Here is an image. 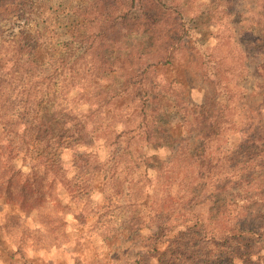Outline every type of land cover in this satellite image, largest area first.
<instances>
[{"label":"rangeland","instance_id":"rangeland-1","mask_svg":"<svg viewBox=\"0 0 264 264\" xmlns=\"http://www.w3.org/2000/svg\"><path fill=\"white\" fill-rule=\"evenodd\" d=\"M155 1L0 0V264H240L230 258H264L259 243L232 233L231 220L239 211L234 202L245 193L242 183L234 187L233 180L226 185L220 179L189 185L188 174L200 158L194 114L207 87L190 76L182 51L175 52L172 65L151 67L156 32L175 25L173 20L176 27L199 31L197 42L213 53L212 73L221 82L228 125L211 142L207 160L218 169L243 162L244 178L262 179L264 55L246 51L242 65L235 47V42L243 45L250 28L263 25L262 11L257 0H220L228 3L224 14L209 0H159L157 17L150 8ZM25 46L46 50L45 62L32 61ZM128 80L136 84L128 86ZM132 90L151 95L155 148L145 150L150 167L141 163L134 175L75 172L73 152L57 145L67 143L77 125L84 127L83 113L97 109L87 99ZM83 93L91 96H77ZM118 101L85 120L96 144L111 121L104 111L124 113ZM16 109L43 113L45 133L32 142L13 136L15 145L31 143L13 165L3 148ZM46 143L62 151L64 169L45 176L29 173L39 157L52 158ZM105 156L101 150L100 158ZM259 156L260 167L251 169L247 161ZM168 162L169 173L158 172ZM190 190L192 208L208 202L209 207L184 208Z\"/></svg>","mask_w":264,"mask_h":264},{"label":"trees","instance_id":"trees-1","mask_svg":"<svg viewBox=\"0 0 264 264\" xmlns=\"http://www.w3.org/2000/svg\"><path fill=\"white\" fill-rule=\"evenodd\" d=\"M257 2L259 10L262 11L261 17L264 18V0H257ZM158 3L159 0H156L155 2H152L150 7L157 17L160 13ZM210 4H213L215 7L214 10H219L223 14L227 10L228 3L220 2V0H209V5ZM172 23L175 25L177 24L175 20H173ZM175 25L167 27L168 30H166V28L162 32L155 33L154 54L151 57V67L158 70L172 65L175 52L182 51L190 62V72L188 71L190 76L195 79L197 78L202 85L207 87V90L203 89L206 92L203 95L202 106L194 114L195 121L200 130V147H196L195 151L198 152L200 150V158L197 161L199 163L192 167V174H188L192 178L189 185L191 186V184H195V182L200 183L201 181H206L208 183V181L220 179L227 181L226 185L232 183L231 181L233 180L234 184L231 185H234V187L237 186L239 182L242 183L245 193L244 195L238 196L234 202L235 206L239 205L238 209L240 213H238V211L234 216V219L231 220L232 233H234L233 236L235 237L244 236L247 239L250 237V239L260 244V249H263L264 177L260 180L248 181L242 175L247 172L245 168L243 169L241 167L243 162H238L236 164L230 162H228V164L226 162V169H218L216 165H212V162L207 160V150L212 147L210 146L211 142L218 140L220 135L227 129L226 126H228L226 124V119L223 116L225 109L222 105V99L225 100V98L224 95H220L222 90H219L217 87V85H221V82L217 79L216 74L212 73V69L216 65L213 63V53L196 40V37L200 34L199 31L197 32L196 29L191 27L184 29V27H176ZM254 26L255 27L250 28L245 34L244 41H241L243 44L242 46L235 42V47L238 53H240L239 55L242 65L247 55L246 51L253 50L257 54L264 55V19L262 26ZM25 47L27 48L28 53L32 55V61L37 60L40 63L45 62V57L47 56L46 50H43L42 48L38 50L37 47ZM29 65L36 67L35 63H30ZM12 71L18 70L15 68ZM53 74L54 72L52 73V76ZM57 76L58 74L53 78H56ZM125 84L133 87L136 83H132V80H128ZM261 89L264 90L263 87H261ZM77 96H80L82 99H87L91 95L87 96L86 93H83ZM150 99V94L141 95L133 90L130 93L120 95L103 94L102 96H94L93 100L87 99L88 101L96 102L98 106L96 110L89 112L88 115L83 113L85 120L89 119L91 121L92 118L102 112V106L114 105L111 103H114L116 100H119L120 107L125 106L126 109L123 110L124 113L120 114H115V111L108 109L104 111V114L106 115L105 118L107 119V117H111V121L107 122L104 134L99 138L97 144L95 143V139L87 132V123L84 120V127L79 126L80 129H78L77 125L72 137L67 139L69 140L67 143L63 142L62 145H57L62 147V151L66 149L73 152L71 155V168L80 174L88 172L99 174L102 171L115 172L121 170L133 175L136 170H138L141 163L146 169H148L150 165L148 164L149 159L146 158L147 155L145 150L148 147L151 150L155 148L153 146L154 111L148 106ZM152 100L154 101L155 98L152 97ZM100 103H104L105 105H100ZM41 115V117L38 116V112L36 111L25 112V110L21 111V109L14 110L12 118H15H13L12 125H9L8 137L4 139L5 146L3 149L5 152L3 153V156H5L6 161H10L14 165L16 159L15 156L20 155L21 152H23V155H26L29 148H31V137L45 133L44 126L42 125V121L45 119L43 113H41ZM24 118L26 120H24ZM134 118L139 120L138 124L134 127H129V122L134 121ZM150 119L152 120L150 121ZM34 120H36L37 126H35ZM66 126L68 127V124L65 123V129H67ZM117 126H120L121 129L119 130ZM4 128H6V126L3 124V131H6ZM13 136H18L21 139L27 137L30 141L20 142L18 145H15L14 140L12 139ZM65 139L61 138V140ZM75 147L77 149L74 151ZM78 150H81V152ZM101 150L106 153L104 159L100 158ZM179 150L180 149H178V151ZM45 151L48 152L47 156H51L52 158L39 157L41 159L31 163V166L28 169L29 173H40L45 176L48 173H54L64 169L61 160L62 151H59V149L57 150V148H54L47 143ZM55 156L56 158L54 159ZM261 159L262 157L259 156L250 159L246 164L253 165V168L251 169H254L257 164L260 167L259 162H261ZM169 163L170 162L163 163L158 172L169 173L171 169L168 168ZM237 167H240L238 169L239 171H236ZM193 196V192H191L190 197L186 198V205L184 208H192ZM209 205V202L202 205L195 204L192 209H195L196 207L205 208L209 207ZM220 209L217 211V214H229V209L222 208L223 214H220ZM188 214L191 215L192 210L188 211ZM208 214H212L210 210H208ZM197 224L198 223H194L193 227L196 228V226H199L201 230L204 229V224ZM234 259L238 260L240 264H248L251 261L249 258L244 260L241 256L230 258L232 261H234ZM251 263L264 264V258L258 257L255 261H251Z\"/></svg>","mask_w":264,"mask_h":264}]
</instances>
